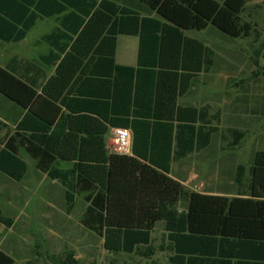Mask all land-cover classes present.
Here are the masks:
<instances>
[{
	"label": "trees",
	"instance_id": "obj_1",
	"mask_svg": "<svg viewBox=\"0 0 264 264\" xmlns=\"http://www.w3.org/2000/svg\"><path fill=\"white\" fill-rule=\"evenodd\" d=\"M40 1L0 0V40L13 42L23 39L35 18L44 13L37 7ZM141 1L154 17L143 18L136 12H126L106 1L102 2V7L93 8V17L103 21L107 36H113L111 48L106 52L111 65H114L117 34L139 37L138 66L157 67L168 74L175 72L174 75L176 72L200 74L213 66L212 49L190 34L211 27L231 40L251 36V26L241 19L248 0ZM30 6H35V9L30 11ZM59 12L60 9H56L48 14ZM89 12L86 11L85 17ZM80 26L75 27L74 34ZM106 45L109 43L103 42V46ZM255 65L259 66L257 62ZM260 70L257 73L264 75ZM13 82V77L0 69V93L11 100H14ZM174 107V104L171 108L164 107L167 116L172 114ZM208 108L192 109L197 113V120L192 115L189 117L192 119L176 121L175 148L185 142L186 148L190 144L193 147L195 136L197 151L210 144L211 138L219 131L214 125L219 122V114L216 112L210 119ZM176 111L180 112L179 107ZM157 115L155 107L154 117ZM166 122V129H171V121ZM4 128L0 122V132ZM181 131H185L188 137L180 136ZM233 133L236 139L232 146H236L242 135L237 131ZM33 140L39 144L45 142L44 137H33ZM163 141L171 144L169 138ZM16 142L18 146L23 144L13 136L5 142L0 141V172L20 182L27 164L19 155ZM191 147L189 151L193 150ZM26 152L36 160L37 170L61 182L67 215L75 207L76 195L80 191L85 194L83 201L86 207L80 223L103 240V248L108 253L151 260L156 253L151 246L152 234L156 225L162 223L166 247L160 246L159 249L170 253L169 264H264V151L256 152L253 157L245 190H242L244 169L237 167L234 178L237 191L233 195L201 194L185 188L170 176V169L164 166L169 162L167 153L143 159L147 164L141 163L135 153L133 156L112 154L103 161V165L97 163L98 167L108 163L102 182L88 177L81 155L79 163L71 170L55 172L54 160L45 154V150L38 154L26 148ZM187 154L176 153L175 156L183 158ZM84 175L85 179H79ZM83 180L85 184L80 183ZM12 224L13 220L0 211V225L9 229ZM51 260L53 264H78L72 251L64 259L55 257ZM0 264H14V260L0 250Z\"/></svg>",
	"mask_w": 264,
	"mask_h": 264
},
{
	"label": "crops",
	"instance_id": "obj_2",
	"mask_svg": "<svg viewBox=\"0 0 264 264\" xmlns=\"http://www.w3.org/2000/svg\"><path fill=\"white\" fill-rule=\"evenodd\" d=\"M103 1L126 12H136L143 18L154 17L141 0H42L37 7L47 14L41 12L35 18L23 39L0 40V69L14 80V100L0 93V122L5 126L0 132V141L5 142L13 136L23 143L18 146L16 142L15 146L27 164L20 181L26 188L15 187L13 199L25 200L26 208L29 205L26 201H32L38 187L46 184L47 196L58 199L60 211L65 213V190L61 182L37 170V162L27 154L26 148L38 154L45 150V154L54 160L55 172L71 170L79 163L81 155L88 177L103 182L108 163L103 167H98L97 163L103 165L106 158L118 153L113 146V129H127L131 134V152L127 156L135 153L141 163L147 164L143 159L167 153L169 162L164 166L185 188L198 177L193 161L211 148L214 136L200 151L196 150V136L194 146L189 145L193 149L190 151L186 142L175 148L173 139L177 120H189L192 115L197 120V113L192 109L209 107L210 119L215 115L208 104L206 91L201 90L203 95L199 97L198 90L207 86L205 78L212 68L200 74L176 72L174 75L175 72L168 74L157 67L138 66L139 37L128 34L115 36V66L111 65L106 52L111 48L113 36H107L103 21L93 17V8L102 7ZM29 9L33 11L35 6ZM56 9L61 12L48 14ZM86 11H90L87 17ZM79 24L81 26L74 34ZM192 34L188 35L196 38ZM103 42L109 45L103 46ZM172 104L174 110L167 116L164 107L171 108ZM178 107L180 112L176 111ZM166 121H171V129H166ZM181 132L184 139L188 137L185 131ZM33 137H44V144L36 143ZM164 138L171 139V144L163 141ZM176 153L188 154L177 158ZM161 163L164 162L161 160ZM79 179H85V175ZM84 181L80 183L85 184ZM3 182L6 180L0 177V183ZM195 188L187 189L201 194L227 195L225 192L196 191ZM84 195L81 191L76 195L75 206L77 201H83ZM39 206L31 205L30 212L35 214L41 208L51 209L50 206ZM49 217L60 216L56 212ZM14 224L15 221L12 227Z\"/></svg>",
	"mask_w": 264,
	"mask_h": 264
},
{
	"label": "rangeland",
	"instance_id": "obj_3",
	"mask_svg": "<svg viewBox=\"0 0 264 264\" xmlns=\"http://www.w3.org/2000/svg\"><path fill=\"white\" fill-rule=\"evenodd\" d=\"M241 19L251 26L248 38L231 40L211 27L192 34L213 51V66L204 82L207 86L198 90L199 97L203 95L201 90L206 91L212 112L219 114V122L214 124L219 131L211 148L196 161L191 160L198 177L186 187L195 186L196 191L235 194L234 178L239 166L244 169L242 190H245L253 157L256 152L264 151V75L257 73L259 69L264 71V0H248ZM234 131L242 135L236 146H232L236 139ZM0 177L6 180L0 183V211L15 221L11 229L0 226V249L7 252L14 264H53L51 258L64 259L70 251L78 264H169L170 253L159 249L166 247L162 223L156 225L152 234L151 246L156 253L151 260L108 253L103 240L80 223L83 201L76 202L70 215L62 214L59 200L47 196L43 184L32 201L27 195L26 208L25 200L13 199L15 187L26 188L24 182H14L1 172ZM36 203L51 209L41 208L31 213V205ZM56 212L60 217H49Z\"/></svg>",
	"mask_w": 264,
	"mask_h": 264
},
{
	"label": "built area",
	"instance_id": "obj_4",
	"mask_svg": "<svg viewBox=\"0 0 264 264\" xmlns=\"http://www.w3.org/2000/svg\"><path fill=\"white\" fill-rule=\"evenodd\" d=\"M112 137L116 151L122 155H129L131 152L130 131L122 128L113 129Z\"/></svg>",
	"mask_w": 264,
	"mask_h": 264
}]
</instances>
